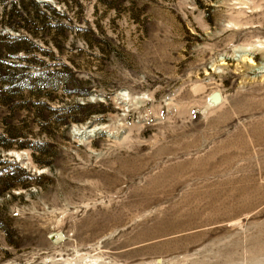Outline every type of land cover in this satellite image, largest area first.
Wrapping results in <instances>:
<instances>
[{"label":"rangeland","instance_id":"1","mask_svg":"<svg viewBox=\"0 0 264 264\" xmlns=\"http://www.w3.org/2000/svg\"><path fill=\"white\" fill-rule=\"evenodd\" d=\"M0 264H264V0H0Z\"/></svg>","mask_w":264,"mask_h":264},{"label":"bare ground","instance_id":"2","mask_svg":"<svg viewBox=\"0 0 264 264\" xmlns=\"http://www.w3.org/2000/svg\"><path fill=\"white\" fill-rule=\"evenodd\" d=\"M248 59V61H249V63H253L249 58H247ZM121 95H123V94H121ZM92 132H94V130H91V131H89V132H85V134H87V133H92Z\"/></svg>","mask_w":264,"mask_h":264}]
</instances>
